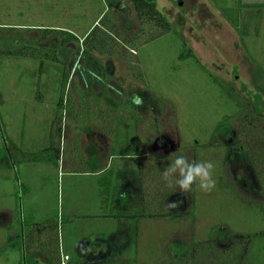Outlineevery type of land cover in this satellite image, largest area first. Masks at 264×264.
<instances>
[{"label":"rangeland","instance_id":"obj_1","mask_svg":"<svg viewBox=\"0 0 264 264\" xmlns=\"http://www.w3.org/2000/svg\"><path fill=\"white\" fill-rule=\"evenodd\" d=\"M153 1L172 29H157L160 35L150 41L151 33L144 30L132 48L127 39L138 34L141 25L130 0L109 4L107 0H0V49L29 45L46 54L54 51L61 61L0 55V130L21 150L43 158L7 169L0 133V211L13 216L14 229L21 226L13 237L7 228L0 229V264H42L41 251L60 256L66 264L75 254L63 255L62 245L91 232H96L95 238L112 239L111 254L120 247L128 264L131 259L136 264H171L177 262L172 243L189 249L218 223L234 234L264 231V164L253 169L235 150L241 145L251 161L264 160V8L242 9L239 0ZM95 27L107 32L114 28L119 35L92 49L88 41L95 42L88 34ZM42 29L68 31L77 40L61 46L58 37L44 36ZM183 46L195 59L180 60ZM131 60L141 72V81L127 68ZM64 72L68 75L65 100L58 107ZM221 86L239 98L241 108ZM134 95L142 98L140 106L131 102ZM131 111L139 116L134 126L130 118H121ZM88 129L93 134L111 129L114 155H133L127 158L129 169L124 172L136 180L145 178V199L156 186L149 176V162L158 150L153 142L159 135L172 142L173 154L181 151L211 162L215 185L208 192L194 188L189 216L125 218L128 213L122 209L131 198L122 201L113 194L121 201L113 209L107 202L113 196L92 187L97 185L95 179L102 178L80 176L87 170L79 161L89 142ZM50 146L49 152L40 153ZM73 161L79 162L77 174L70 171ZM118 164L114 159L113 166ZM22 187L28 191L22 192ZM175 195L163 201L164 206L176 203L171 209L186 213L191 208L189 193L177 190ZM138 207L144 216L145 207ZM138 210L131 212L139 214ZM111 213L125 217L105 218ZM68 214L86 215V220L74 218L72 225L62 228ZM30 233L32 248L38 249L35 256L26 250ZM250 241L243 263L264 264V236ZM54 260L50 264H56ZM183 261L189 264V250Z\"/></svg>","mask_w":264,"mask_h":264},{"label":"trees","instance_id":"obj_2","mask_svg":"<svg viewBox=\"0 0 264 264\" xmlns=\"http://www.w3.org/2000/svg\"><path fill=\"white\" fill-rule=\"evenodd\" d=\"M107 1H108V4L111 2V0H107ZM130 2L132 4V8L134 10L135 16L139 20L140 25H141L140 30L138 31V34L136 33V35H134L131 38L128 37L127 39V41H131L132 48L139 44L141 40L139 36L143 34L144 30L147 31L148 34L151 33V36L147 41H150L151 38L157 35H160V32H158L157 29H162V31H169V32L171 31L172 27L169 25L168 20L160 11L157 10L153 0H130ZM238 4H239V1H238ZM238 6L242 8L240 4ZM245 8L250 9L249 7H245ZM245 8H242V9H245ZM108 11H109V8H108ZM100 22L102 23L103 21H100ZM41 34L44 36L46 34H53L55 37H58L61 46L69 45L73 41L77 40L76 37L70 32L62 31L58 29H42ZM118 35H119V32L117 31V29L113 28L112 31L107 32L106 30L102 28L95 27L88 34L89 36L88 38L90 40L92 39L95 43L88 41V46L92 49H97V47L94 46V44H98V47L100 46V48H102L103 44H105V42L108 43V41L110 40L109 36H112L114 39H116ZM145 42L141 41L140 44H143ZM2 54L7 55V56L28 57V58H34V59H37L39 57L42 58V56H44V57L49 58L53 62H59V63L61 62L56 52L49 51V53L46 54L40 51L37 47H31L29 45L18 46L12 50L0 49V55ZM187 57H192L195 59L194 54L191 52V50L185 51V47L183 46V50L179 58L180 60H183ZM127 66H128L127 68L130 71V73L132 72L134 74L132 75L133 78L135 79L140 78L139 80L141 81V75L139 74L141 72L139 68L137 67V65L133 62V60L129 61ZM40 68H42L41 61H40L39 69ZM67 80H68V75L66 72H64L62 75V85H61L62 92L60 93L58 100H57L58 107H62V105L64 104L65 94H66L65 88L67 85ZM221 88L223 89V91H226L229 98L235 103L237 107H240V108L242 107L239 98L233 95L231 90H228L222 86ZM69 95H71V93ZM69 95L67 94L66 100H69V97H70ZM1 103H2V96L0 93V105ZM131 107L134 109V111L136 110L134 105H132ZM121 118H125V119L130 118L128 120H130L132 122V126H134V123L138 122L139 116L137 113L131 111L128 113L127 116L121 117ZM249 121L252 123L251 120ZM118 123H119L118 119L114 121V127L118 126ZM216 131L222 132V129L220 131H218L217 129ZM0 133H1L2 140L4 141V146H5V151H6V161L8 165H10L12 168H16V166L21 163H25V162L36 163L38 161L43 160V158L39 157L38 153H30V152L21 150L16 144H14L4 135L2 130H0ZM242 147L243 146L240 145L236 147L235 150L240 155L242 154L244 156L248 164L251 167H253V169L256 164L257 165L259 163L264 164V160L259 162L257 158H255L254 160L256 162L251 161L250 159L251 155L244 153V147L243 148ZM50 148L51 146L48 148H44L40 151V153L49 152ZM173 155L175 154H169V155L155 154L152 160H150L149 162L150 163V166H149L150 175L149 176L152 177L153 180L155 179L156 186L153 188L152 193L147 191L149 192L151 196L150 198H148V194H147V199H145V203L142 205V207L144 206L146 209V214L143 216L142 208H141L140 209L141 211L138 210L140 211L139 214L135 213L134 215H132L134 218H138V217L141 218V217L147 216L148 218L165 217V218L173 219V218H177L180 215L189 216L192 214V207H193V202H194L193 193H192L193 191L189 193V196L187 197L190 200L191 208L186 213L179 214L177 211H173L172 209H168L164 207L163 201H165L168 198H173L174 196H177V195H175V192L170 193L171 190L163 186V184L161 183L158 171L155 168H156V165H158L159 166L158 169L163 170V167L166 166V164L168 163V161L165 158H171ZM249 155H250V158H249ZM46 159L48 158H45V160ZM153 161L155 162V165ZM261 176H262V179H264V171H263V175ZM150 177H148L149 180H151ZM144 179L145 178H143V176L142 178L140 177L137 178L138 189L141 192H144V191L146 192V190H148L144 183ZM17 180H18L17 177H15V182ZM26 190H27V187H22V192H25ZM257 236L263 237L264 231L255 233L253 235H243L239 233L234 234L229 231L227 226L223 225L222 223H218L209 229L208 234L205 239L197 243L196 242L192 243L189 249L188 247H185L182 244L172 243L171 251L173 254V259L177 262L176 263L173 262L171 264L185 263L183 260L185 259V256H186V250L190 251L189 264H244L243 259L247 253V248L251 242L250 240L253 237H257ZM45 254L47 256L45 264H50L51 262L49 260L51 258H55L54 262L56 264H62L60 260V256L57 258L55 256L52 257L51 252H48ZM126 262H128V260H119L118 258H114L106 262V264H128ZM130 263L134 264L132 260H130Z\"/></svg>","mask_w":264,"mask_h":264},{"label":"crops","instance_id":"obj_3","mask_svg":"<svg viewBox=\"0 0 264 264\" xmlns=\"http://www.w3.org/2000/svg\"><path fill=\"white\" fill-rule=\"evenodd\" d=\"M239 4L243 7H249L253 9L258 8H264V0H239ZM125 125V124H124ZM128 126V124H126ZM113 129V128H112ZM93 130H89L88 133H90L89 142L88 144H83L84 147L81 149L82 155L80 158V163H83L84 165L82 167H86L87 170H83L81 172L80 176H83L82 174H86L83 177H90L92 178H102L100 180H96L97 185H93L95 189L99 188L100 191H105L108 194L112 195L116 194L120 198L130 199V205L124 206L123 211H127L128 215L125 217V214L118 215L117 213H111L107 217V219L111 218L112 221L119 218V216H122V219L130 218L131 215H134L132 210H136L140 208L138 206H142L145 203V194L139 191L138 184L136 177L130 178L128 174H125V168L129 169V167H126L125 163L127 158H131L133 155L130 154H120V155H114L112 151L114 134L111 129H102L100 132L92 133ZM87 132V131H86ZM85 142V141H84ZM82 145V146H83ZM140 145V144H139ZM140 157L144 156L146 157L145 153H140ZM139 158V156H137ZM117 159L119 160V163L116 167L113 166V160ZM79 162L76 163V161H73L72 169L70 170L71 173L77 174L76 171H79ZM143 165V164H142ZM125 166V167H124ZM114 168L118 169V172L115 173ZM144 168V166H143ZM8 169V164H7ZM114 170V171H113ZM6 176V175H5ZM3 177V166L0 165V178ZM134 178V179H133ZM130 179L134 181H130ZM87 180V179H86ZM90 187L87 188L89 191ZM28 189L26 190V192ZM137 192V193H136ZM106 193V198H108V194ZM135 194V195H133ZM133 195V196H132ZM144 195V196H143ZM117 196L111 197L110 200H107L108 205H110L113 209L120 206V200L117 199ZM129 207V209H128ZM138 207V208H137ZM130 210V211H129ZM13 216L8 211H3V209L0 211V229L7 228L10 232V236H14L15 232L21 231V226L18 229H14L13 224ZM81 217L83 219L80 220H86V215L78 216L74 214H68L66 215V223L62 225V228L64 225H72L73 219ZM88 217V216H87ZM91 217V216H89ZM141 219V218H140ZM140 219L138 220V223L140 224ZM169 219V218H168ZM88 220V219H87ZM116 221V220H115ZM127 221V220H123ZM139 224H138V230H139ZM96 232H91L89 234H81L77 240L72 239L74 242L72 244H63L62 245V254L65 256H70L72 254H75V259L68 261L66 264H106L109 260H112L114 258H118L119 260H126L125 254L122 253L120 247L119 249L114 250L117 251V254H111V246H112V239L105 240L102 238H95ZM17 234V233H16ZM29 234V245L27 253L31 256H35L34 250L32 246L35 245L33 243L34 239L33 236ZM11 239V238H10ZM33 240V241H32ZM41 251V250H40ZM127 251V250H126ZM44 254L45 259L43 260L42 264H45L47 256L44 251H41ZM122 253V254H121ZM1 254V250H0ZM132 260V259H131ZM136 264V262H134Z\"/></svg>","mask_w":264,"mask_h":264},{"label":"clouds","instance_id":"obj_4","mask_svg":"<svg viewBox=\"0 0 264 264\" xmlns=\"http://www.w3.org/2000/svg\"><path fill=\"white\" fill-rule=\"evenodd\" d=\"M131 102L140 106L142 98L134 95ZM168 163L160 170L156 167L161 183L173 193L179 190L181 193H191L195 187H199L204 192L211 191L215 185L212 177L213 164L208 161H198L189 158L184 153L173 155L171 158H165ZM154 165L155 162L153 161ZM176 203H170L165 208H175Z\"/></svg>","mask_w":264,"mask_h":264},{"label":"flooded vegetation","instance_id":"obj_5","mask_svg":"<svg viewBox=\"0 0 264 264\" xmlns=\"http://www.w3.org/2000/svg\"><path fill=\"white\" fill-rule=\"evenodd\" d=\"M100 73L102 75H105V70L103 69H99ZM91 74V73H90ZM89 77H93V75H89ZM153 146L156 147L157 152L155 151L156 154H160V155H169V154H173L174 151L176 149L173 150V144L170 140L166 139L165 137H163L162 135L155 139L153 142ZM152 146V147H153Z\"/></svg>","mask_w":264,"mask_h":264},{"label":"water","instance_id":"obj_6","mask_svg":"<svg viewBox=\"0 0 264 264\" xmlns=\"http://www.w3.org/2000/svg\"><path fill=\"white\" fill-rule=\"evenodd\" d=\"M178 5H180V3Z\"/></svg>","mask_w":264,"mask_h":264}]
</instances>
